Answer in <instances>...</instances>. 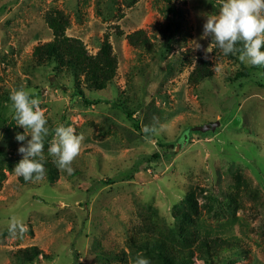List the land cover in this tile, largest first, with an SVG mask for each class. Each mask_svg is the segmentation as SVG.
Instances as JSON below:
<instances>
[{"label":"rangeland","instance_id":"1","mask_svg":"<svg viewBox=\"0 0 264 264\" xmlns=\"http://www.w3.org/2000/svg\"><path fill=\"white\" fill-rule=\"evenodd\" d=\"M220 7L221 0H0V264H29L17 251L30 247L41 252L32 264H134L142 252L130 237L176 225L186 233L168 245L172 254L192 251L186 264H205L198 235L237 249L228 264H264V88L231 85L239 60L214 55L209 39H199L206 15ZM55 11L68 21L66 35L89 54L105 36L111 43L112 84L96 92L79 82L90 104L75 93L68 70L56 73L33 60V49L52 40L46 18ZM165 28L175 29L176 43L160 58ZM139 30L148 46L128 44L126 36ZM200 57L211 62L213 76L191 85ZM20 87L39 95L46 110L44 154L56 168L54 180L22 184L12 172L22 158L15 136L24 129L9 95ZM122 110L138 120L139 131ZM215 122L214 132L192 130ZM58 124L84 136L71 173L47 151ZM13 216L24 220L25 233H10Z\"/></svg>","mask_w":264,"mask_h":264},{"label":"trees","instance_id":"2","mask_svg":"<svg viewBox=\"0 0 264 264\" xmlns=\"http://www.w3.org/2000/svg\"><path fill=\"white\" fill-rule=\"evenodd\" d=\"M169 14L176 18L182 16L174 9L168 10ZM181 14V15H180ZM46 24L49 30L52 32V40L42 45H37L32 52V57L37 66L41 67H52L53 71L59 73L62 70H68L73 76L75 82V93L83 99L86 104L87 101L84 98L83 91L80 88L79 82L82 80L86 89L90 91L100 92L106 89V87L112 84L113 79L116 76L117 61L113 55L112 46L107 36L100 42L98 51L95 55H91L86 50L83 43L76 38H71L66 35L68 27V21L64 15L55 11L49 14L46 18ZM161 36L164 40V49L160 54V58H164L170 52L171 44H175V29L165 28L160 31ZM212 45V53L214 55L223 56L229 60H236L237 57L233 55L225 56L222 51L215 45L214 40L208 38ZM126 40L131 46L145 45L148 46L149 42L145 36V33L141 30L131 33L126 36ZM264 51V48L261 49ZM186 60L181 59L184 63ZM190 64V63H188ZM170 67V66H169ZM264 68H256L251 66H245L241 63V69L237 70L233 76L227 78L228 82L233 85L238 82L240 87L243 81H252L257 87L264 88ZM211 62L204 60L201 57L195 60L192 71L188 77V82L191 85H198L204 83L212 78ZM254 78V79H253ZM4 101H8L5 96ZM118 107V106H117ZM121 107V106H119ZM127 119L132 121L133 128L135 131H139V122L136 118L132 117V113L128 110H122ZM166 149H172V146L165 147ZM159 158L158 154H154L152 159L156 160ZM46 176L49 180H54L57 176V171L54 165L49 161H45ZM22 184L34 181H24L23 177L18 179ZM188 195V203L192 208V199ZM181 219L185 218V214L181 215ZM181 220V221H182ZM180 221V220H179ZM180 221V222H181ZM176 231H159L158 236H143L142 238H129V245L137 247L147 257H153L158 264H186L190 259L189 254L192 252L189 250L178 251L171 253L168 241L172 237H183L186 233L182 226L174 227ZM195 233V232H194ZM199 242L197 251L200 258L205 264H218V259L221 253L230 252V257L226 256L221 261L222 264H228L233 258L237 257L240 253L237 249L229 246L227 243H219L216 239H209L207 236L200 237L198 235ZM232 246H236L233 243ZM17 253L20 255V259H23L26 263L32 264L41 252L36 247H30L25 249H19ZM231 258V259H229Z\"/></svg>","mask_w":264,"mask_h":264},{"label":"clouds","instance_id":"3","mask_svg":"<svg viewBox=\"0 0 264 264\" xmlns=\"http://www.w3.org/2000/svg\"><path fill=\"white\" fill-rule=\"evenodd\" d=\"M202 29L199 39L211 37L225 56L233 55L242 64L264 68V51L261 50L264 48V0H221L219 11L206 15ZM192 44L197 49L202 47L196 41ZM9 99L16 126L24 129L23 133L15 136L16 141L21 142L18 153L22 158L12 172L26 182L41 181L46 176L45 141L50 134L46 110L32 89L14 88ZM52 134L48 154L55 158L54 162L60 169L71 173V165L81 153L84 136L78 135L74 127L64 124H58ZM2 138L3 133H0ZM9 231L13 235L23 234L27 225L22 218L13 216L9 220ZM134 264H151V261L141 253Z\"/></svg>","mask_w":264,"mask_h":264},{"label":"water","instance_id":"4","mask_svg":"<svg viewBox=\"0 0 264 264\" xmlns=\"http://www.w3.org/2000/svg\"><path fill=\"white\" fill-rule=\"evenodd\" d=\"M218 125H219V123L215 122V123H211V124H206V125L201 126V127H196L192 130L195 132H201V133L208 132V131L214 132Z\"/></svg>","mask_w":264,"mask_h":264}]
</instances>
